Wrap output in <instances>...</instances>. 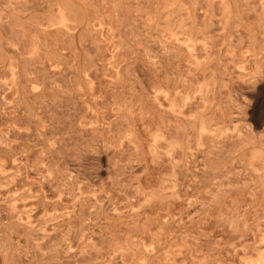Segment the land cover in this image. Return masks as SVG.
I'll use <instances>...</instances> for the list:
<instances>
[{
  "label": "rangeland",
  "instance_id": "rangeland-1",
  "mask_svg": "<svg viewBox=\"0 0 264 264\" xmlns=\"http://www.w3.org/2000/svg\"><path fill=\"white\" fill-rule=\"evenodd\" d=\"M263 252L264 0H0V264Z\"/></svg>",
  "mask_w": 264,
  "mask_h": 264
},
{
  "label": "bare ground",
  "instance_id": "bare-ground-1",
  "mask_svg": "<svg viewBox=\"0 0 264 264\" xmlns=\"http://www.w3.org/2000/svg\"><path fill=\"white\" fill-rule=\"evenodd\" d=\"M188 49V48H187ZM190 49V48H189ZM240 121V120H239ZM238 120H235V124H234V126H233V129H234V131L236 130V131H238V135H239V129H240V127L238 128V123L240 124V122H239ZM241 124H242V122H241ZM242 128V127H241ZM244 129V128H243ZM242 129V130H243ZM241 130V129H240ZM241 130V131H242ZM241 134H242V132H241ZM258 257H259V260H258V264H264V252L263 253H260L259 255H258Z\"/></svg>",
  "mask_w": 264,
  "mask_h": 264
}]
</instances>
